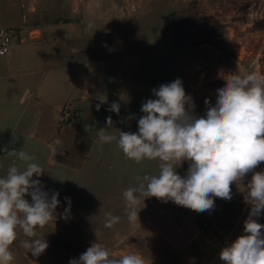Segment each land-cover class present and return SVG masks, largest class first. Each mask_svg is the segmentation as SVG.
<instances>
[{
	"label": "rangeland",
	"instance_id": "rangeland-1",
	"mask_svg": "<svg viewBox=\"0 0 264 264\" xmlns=\"http://www.w3.org/2000/svg\"><path fill=\"white\" fill-rule=\"evenodd\" d=\"M34 1L23 7L21 0H13V11L4 9L0 19L10 16L14 23L17 11L19 16L27 12L31 18L35 10L36 22L55 18L62 24L81 23L78 32L60 24L58 34L78 40L82 56L89 50L98 53L97 57L108 51L110 58L99 72L103 86L89 87L86 95V82L73 90L62 85L65 68L47 75L42 58L32 52L36 46L28 48L27 58L15 59L11 58L13 41L9 52L0 56V177L14 162L24 170L25 162L8 155L12 150L24 151L44 170L39 177L42 190L49 197L59 193L55 219L37 229V236L48 243L47 249L33 257L22 243L32 238L18 230L11 246L13 264H68L93 243L115 258L138 254L145 264H207L215 253L208 264H223L219 245L224 238L227 246L231 244L249 214L243 189L231 185L232 198L214 197V208L206 212L141 197L138 221L129 222L122 194L137 184L136 177L158 174L159 161L136 163L124 156L116 140L101 143L97 131L106 129L117 138L120 131L137 132L142 104L155 99L152 90L176 79L182 81L195 104L193 114L204 116V101L215 105L224 76L252 72L264 76V0ZM47 4L51 5L49 11L44 9ZM2 24L0 20V30ZM113 26L120 30L110 33ZM55 32L45 26L42 41H50ZM66 40L68 51L72 50L71 40ZM76 92L80 98L73 95ZM92 95L101 101L99 111L93 110ZM73 97L77 103L62 105ZM114 102L120 105L119 115L108 110ZM109 116L113 121L110 129L106 125ZM56 140L60 145L54 144ZM188 167L185 161L176 171L184 176ZM262 170L264 162L254 171ZM251 175L245 177V184ZM33 179H37L35 174ZM24 198L31 203L30 196ZM106 213L120 217L119 223L105 228ZM261 218L264 221V210L257 218L259 223ZM216 228L225 237L217 238L218 245L209 250V242L216 241Z\"/></svg>",
	"mask_w": 264,
	"mask_h": 264
},
{
	"label": "clouds",
	"instance_id": "clouds-1",
	"mask_svg": "<svg viewBox=\"0 0 264 264\" xmlns=\"http://www.w3.org/2000/svg\"><path fill=\"white\" fill-rule=\"evenodd\" d=\"M152 91L155 99L142 104L137 132L120 131L117 138L107 134L106 129L97 131L101 143L116 140L124 156L136 163L145 159L159 161L158 174L136 177L137 184L122 194L129 222L138 221L141 197L143 201L155 197L206 212L214 208V197L230 200L231 185L236 184L243 189L244 201L250 205L243 225L245 234L224 247L219 258L223 264H264V224L257 222L264 210V170L254 171L264 162V76L256 72L224 76L215 105L205 99L204 116L193 114L195 104L186 95L180 79ZM100 107L97 104L96 110ZM119 109L120 105L114 102L108 110L119 115ZM106 125L112 128L111 116L106 118ZM60 143L54 141L55 145ZM8 155L25 162L26 167L21 171L14 162L6 175L0 177V264H13L11 246L17 240L18 230L32 238L22 242L24 248L33 257L41 255L48 243L37 236V229L55 219L59 205L58 192L49 197L42 190L39 177L44 170L32 162L34 157L17 150L9 151ZM185 161L189 167L181 176L176 169ZM249 173L251 179L245 184ZM34 174L37 179H33ZM26 195L31 197V203L24 198ZM65 200L70 209V199ZM105 217V228L120 221V217L111 213ZM68 264H145V261L138 254L115 258L105 247L93 243L78 260L70 259Z\"/></svg>",
	"mask_w": 264,
	"mask_h": 264
},
{
	"label": "crops",
	"instance_id": "crops-1",
	"mask_svg": "<svg viewBox=\"0 0 264 264\" xmlns=\"http://www.w3.org/2000/svg\"><path fill=\"white\" fill-rule=\"evenodd\" d=\"M2 1L4 3V6L0 3V13L2 14L4 9H7V8H10L12 12L15 6V4H13V0H2ZM32 1L33 0H21V3L23 7H28L32 5L33 3ZM34 2L37 3V0ZM44 9L48 11L51 10V5L47 4ZM32 12L33 14L31 15V18H29L30 14L29 15L26 14L27 12L24 13L22 16L21 15L19 16L18 11H17L16 12L17 19H15L14 23L11 21L14 18H10V16L6 17L4 15V18L0 19L2 20V23H3L2 24L3 29L5 30L7 29L11 32V45L9 46L12 47L15 44V46H13V48L11 49V58H15V59L16 58H27L26 53L28 51V48L31 46H36L35 50H32V52H35L34 55L36 56V58H42L44 62V68L47 71V75H53L54 72L57 70V68L58 70L62 67L65 68L63 72H65L66 75H64V78L62 79V82H63L62 85L64 84L63 86L67 87V85H70L73 90L75 89V86L81 87L82 86L81 84L86 82L88 83L85 89L86 91H84L86 95L88 94L89 87L91 88L92 86L102 87L103 85L102 86L100 85L102 77H101V74H99V72H101V70L108 65V58H110L109 52L107 51V55H101L97 57L96 55L98 53L90 52L89 50V53H85V55L82 56L80 53L81 49H79L80 42L74 38H71L70 36L66 37V39L71 40L70 42H72L71 46H73V49L68 51V41L69 40L65 39L66 35L58 34L59 30H61L60 29L61 27L59 25L62 24L61 22L62 20L54 18V19H51V21L50 20L47 21L48 23L36 22L35 21V10L31 11V13ZM63 24H66L69 29L73 27L72 28L73 32L75 31L78 32L79 31L78 28L80 27L81 23L75 24V23H70V22L69 23L64 22ZM49 25L51 29H55L56 31L55 35L52 37L50 41H46V40L42 41L41 39L43 35L42 29H44L45 26H49ZM119 30L120 29H117L114 26L112 28H109L110 33H116ZM61 37H64V38H61ZM13 41H14V44H12ZM17 48L25 52H21ZM198 48H201V47H198ZM77 49H79V53L76 54L74 51ZM7 50L9 52V49ZM30 51L31 50H29V52ZM12 53H14L15 55L13 54L12 56ZM69 53H74V55L71 56ZM202 58H205V57H202ZM71 75H75V76L72 77ZM49 85H55V84H49ZM73 95L77 97L79 96L78 92L73 93ZM77 97L75 98L73 97L74 99L72 98V99L63 101L62 105H64V103L66 102L73 103L75 101V103H77V100H76ZM92 97H94L95 99V101H93V104H95L94 105L95 107L93 110H96V105L99 104L101 101L93 95ZM247 181L248 180H246V182ZM211 214L213 213L209 212L210 218H212ZM243 222L244 221H242V223ZM257 222H258V219H257ZM260 222L261 224H264V221L262 218ZM214 231L215 233H217L216 238H215L216 241L209 242V243H212V244H209L210 246H212L210 249H209L210 246H208L209 250H212L214 247L218 245L219 241H217V238L220 237V240H221L222 238L225 237V234L224 233L222 234L220 232V228H216ZM244 234L245 233L242 229V231L238 232L237 237L244 235ZM211 237H213V235ZM227 244H228V241H226V238H224L223 242L219 245V248L223 249V247L227 246ZM204 248H207V246ZM215 256H216V253L211 257V259H209L210 263H212Z\"/></svg>",
	"mask_w": 264,
	"mask_h": 264
},
{
	"label": "built area",
	"instance_id": "built-area-1",
	"mask_svg": "<svg viewBox=\"0 0 264 264\" xmlns=\"http://www.w3.org/2000/svg\"><path fill=\"white\" fill-rule=\"evenodd\" d=\"M9 34L7 31L0 30V56L5 54L9 47Z\"/></svg>",
	"mask_w": 264,
	"mask_h": 264
},
{
	"label": "trees",
	"instance_id": "trees-1",
	"mask_svg": "<svg viewBox=\"0 0 264 264\" xmlns=\"http://www.w3.org/2000/svg\"><path fill=\"white\" fill-rule=\"evenodd\" d=\"M5 30V29H4ZM5 31H7L8 32V34H9V45H11V32L9 31V30H5ZM5 54H3V55H1V56H4ZM69 120H67V122H68ZM66 122V121H65Z\"/></svg>",
	"mask_w": 264,
	"mask_h": 264
}]
</instances>
